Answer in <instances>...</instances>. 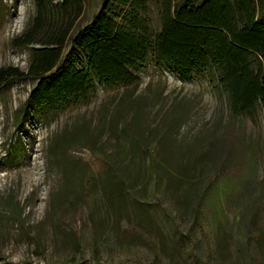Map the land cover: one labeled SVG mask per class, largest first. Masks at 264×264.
<instances>
[{"label":"rangeland","instance_id":"obj_1","mask_svg":"<svg viewBox=\"0 0 264 264\" xmlns=\"http://www.w3.org/2000/svg\"><path fill=\"white\" fill-rule=\"evenodd\" d=\"M103 1L85 0L80 26ZM33 13L0 0V67L27 70L11 41ZM136 75L56 112L23 108L34 81L0 88V264H264L262 108L234 117L212 77L153 58ZM112 167L132 172L121 191Z\"/></svg>","mask_w":264,"mask_h":264},{"label":"trees","instance_id":"obj_2","mask_svg":"<svg viewBox=\"0 0 264 264\" xmlns=\"http://www.w3.org/2000/svg\"><path fill=\"white\" fill-rule=\"evenodd\" d=\"M33 3V16L11 41L12 47L29 51L27 70L0 67V88L35 82L24 109L56 112L86 103L97 85L136 83L138 69L153 58L183 82L197 74L212 77L234 117L253 118L258 108L264 111V0L261 17L257 0H104L84 26L79 23L85 0ZM151 4L157 9L156 29ZM86 137L75 143L87 145ZM107 173L118 179L119 191L132 180L128 167ZM201 173L198 169L187 178ZM5 204L4 212L23 224V212Z\"/></svg>","mask_w":264,"mask_h":264}]
</instances>
